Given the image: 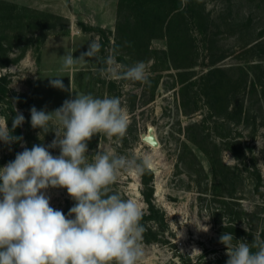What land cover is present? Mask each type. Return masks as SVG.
Returning <instances> with one entry per match:
<instances>
[{
    "label": "rangeland",
    "instance_id": "1",
    "mask_svg": "<svg viewBox=\"0 0 264 264\" xmlns=\"http://www.w3.org/2000/svg\"><path fill=\"white\" fill-rule=\"evenodd\" d=\"M185 5L191 17L186 29L165 0H0V75L7 77L9 97L25 117L18 152L54 139V133L31 127L30 109L53 111L73 98L50 86L49 77L60 76L65 89L71 81L73 94L118 96L128 112L130 124L120 143L97 134L88 142V155L99 146L153 157L155 203L166 227L151 224L163 241L144 242L143 264H180L181 256L196 260L207 251L199 263L214 264L226 255L222 233L246 239L264 224V80L250 75L246 81L240 70L259 62L260 51L247 50L264 31V0H185ZM198 15L206 17V25L195 23ZM92 40L102 45L101 57L114 55L118 64L146 62L150 85L101 76L103 65L92 59L59 71V56L71 51L78 57ZM220 56L225 59L217 67L225 70V82L233 81L236 95L228 109L216 113L208 105L210 82L204 78L211 59ZM6 113L7 106L0 105V119ZM152 135L158 146L149 141ZM50 151L59 155V149ZM16 153V143L0 142V167ZM255 167L263 175L262 194L250 177ZM113 187L147 211L140 175L122 173ZM47 195L65 215L75 203L66 189L51 188Z\"/></svg>",
    "mask_w": 264,
    "mask_h": 264
},
{
    "label": "clouds",
    "instance_id": "2",
    "mask_svg": "<svg viewBox=\"0 0 264 264\" xmlns=\"http://www.w3.org/2000/svg\"><path fill=\"white\" fill-rule=\"evenodd\" d=\"M101 48L92 40L78 57L65 52L59 56V71L92 59L103 65L98 69L101 76L150 85L146 62L118 64L114 55L101 57ZM49 78L51 87L67 90L73 98L53 111L33 106L31 127L45 135L54 133V139L47 146L41 142L30 149L23 147L14 160L0 167V264H143L144 211L139 202L125 199L113 185L122 173L142 175L151 169L153 157L121 155L114 148L100 150L99 146L88 155V142L97 134L109 140L115 137L113 142L120 143L130 124L127 110L118 96L73 94L71 81L65 89L63 77ZM12 108L16 115L11 129L8 118L0 119V142L6 145L23 141L12 133L25 117L14 103ZM53 124L56 127L50 129ZM51 149H59V155L54 156ZM51 188L66 189L75 202L67 215L50 205L47 191ZM223 226L227 227L224 221ZM200 230L209 228L201 225ZM219 242L226 248V264H264L260 233L248 242L225 231Z\"/></svg>",
    "mask_w": 264,
    "mask_h": 264
},
{
    "label": "trees",
    "instance_id": "3",
    "mask_svg": "<svg viewBox=\"0 0 264 264\" xmlns=\"http://www.w3.org/2000/svg\"><path fill=\"white\" fill-rule=\"evenodd\" d=\"M165 1L169 11H172L173 13L176 14H180L181 25L186 29L187 26L189 25V20L191 17L188 15V11L186 10L185 0H165ZM194 1L195 0H191V2ZM203 13L204 11H201L198 12L197 14H203ZM194 20L199 27H201L202 24L206 25L207 23L203 21L206 20V17L199 15L194 16ZM257 41L258 42L256 44L252 45L249 48V50H247V53L254 50H259L261 53V56H259L260 58L257 60L259 62L256 64L253 63L251 64V62H249V68H243V67L240 68L243 75L245 76L246 81L249 80L250 75L253 77L252 79L253 81H255L256 75H258L260 78L264 80V31L260 32ZM224 59H225L224 56H220L218 58H212L211 63L209 65L210 70L207 72L204 78L206 80H209L208 82H210V86L208 87V92H206L208 105L212 110L216 111V113L219 109H223V108L228 109L232 101L231 99L232 95L234 97L236 95V87L232 84L233 81L231 80L230 82H225V80H223L225 70L221 67H217V64ZM258 70L261 73H259ZM216 76H222V79L219 78L215 79ZM223 81L226 83V85L228 83V85L226 87L227 90L224 89L222 94L219 91H221V89L223 88ZM259 81H261V79ZM253 84L255 85V83ZM260 84L263 83L260 82ZM254 85H252L253 89L255 88ZM12 104L13 103L9 97V81L6 76L0 75V105L7 106L8 113H6L4 116L5 118H8L7 122L10 125V128L12 126V119L16 115V112L12 111L13 110ZM234 108L236 109L237 107L234 106ZM240 112H242V109H240ZM12 134L15 136L23 137L21 126L16 128ZM192 141H194V143H196V145L199 146L200 149H202L209 156L210 160H213L214 156L211 152L209 153L207 150L201 148L197 140L192 139ZM20 144L21 142H16L17 153ZM249 173L251 174L250 177L254 181L256 191L262 194L261 191L262 182H263L262 172L255 167ZM140 177H141V185H142V196L144 202L147 205V211L144 212L143 219L141 221V223L146 228V232L144 233V242L146 243L160 242L163 241L162 237H160L159 233L153 229L154 228L153 226H151V224L153 223L156 226V228L159 227L162 230L166 227L165 215L164 213L161 212V210L157 207L155 203V197H154L155 173L152 169H149L146 170L142 175H140ZM252 231L253 232L248 233V237L246 238L248 242H251L253 237L257 233H260L261 236L264 237V224L261 227H259V230L256 231L253 229ZM238 233H241V230H238ZM207 253L209 252L207 251L205 254H203V256L198 257V259L196 260L190 256H181L180 264H200L199 261L206 258ZM227 259L228 257L226 255H222L219 258L215 259L214 264H226Z\"/></svg>",
    "mask_w": 264,
    "mask_h": 264
},
{
    "label": "water",
    "instance_id": "4",
    "mask_svg": "<svg viewBox=\"0 0 264 264\" xmlns=\"http://www.w3.org/2000/svg\"><path fill=\"white\" fill-rule=\"evenodd\" d=\"M148 139H149V141L152 143V145H154V146H158V144H157V142H156L154 136H150ZM151 169H152V168H151Z\"/></svg>",
    "mask_w": 264,
    "mask_h": 264
},
{
    "label": "bare ground",
    "instance_id": "5",
    "mask_svg": "<svg viewBox=\"0 0 264 264\" xmlns=\"http://www.w3.org/2000/svg\"><path fill=\"white\" fill-rule=\"evenodd\" d=\"M152 136H153V135H152ZM154 148H155V147H154ZM152 167H153V166H152ZM152 167H151V168H152Z\"/></svg>",
    "mask_w": 264,
    "mask_h": 264
}]
</instances>
